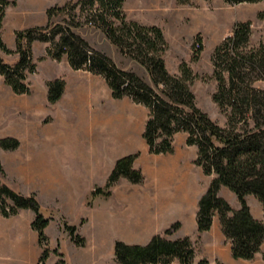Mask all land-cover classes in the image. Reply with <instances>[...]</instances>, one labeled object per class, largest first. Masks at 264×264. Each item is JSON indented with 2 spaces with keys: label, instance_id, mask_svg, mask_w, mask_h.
<instances>
[{
  "label": "rangeland",
  "instance_id": "1",
  "mask_svg": "<svg viewBox=\"0 0 264 264\" xmlns=\"http://www.w3.org/2000/svg\"><path fill=\"white\" fill-rule=\"evenodd\" d=\"M15 1V6L5 9V12L14 9L9 12L8 24H25L27 19H23L21 14L30 9L34 13L33 27H36L46 24L47 9L80 0H65L64 3L18 0L17 9ZM123 12L128 22L130 18L142 16L160 28L167 43L162 59L168 72L178 75L179 65L185 62L198 76L191 86L197 106L213 121L224 125L225 118L211 99L217 87L212 78L211 56L214 48L231 35L236 23H251V46L264 42V20L257 17L264 13V1L229 5L223 0H192L189 5H177L176 0H126ZM94 13L88 6L84 7L82 15L80 12L70 13L80 24L74 32L92 48L112 59L118 67L134 72L144 82L151 84L145 69L121 53L92 22ZM202 17H219L218 32L198 26L197 19ZM28 20L31 21V17ZM66 20V14H55L51 23L63 24ZM108 20L114 22L115 27L119 26V22L112 17H108ZM0 35L7 46V25L4 29L2 26ZM196 42L202 51L198 60L192 61ZM48 46L44 42L32 44L36 72L27 76L31 95H14L0 76V138L12 137L20 142L19 148L14 151L0 149V165L5 171L3 181L23 195L34 194L41 205L42 214L52 218L45 231L48 239L46 246L50 250L45 264H50V261L55 264L59 260L54 250L63 254L69 264H116L111 248L115 240H135L132 235L147 236L156 230L154 190L149 188L141 168L134 167L143 175L141 184L133 185L120 179L110 189L109 197H91L95 188H104L113 147L124 137L120 131L131 124V112L123 100L112 98L102 77L72 70L66 57L59 62L47 57ZM0 54L7 61L14 56L1 51ZM40 58L44 60L40 61ZM55 78L65 79V92L58 102L49 104L46 98L47 83ZM185 139L182 135L173 138L175 147L170 156L180 159L181 164L190 162L189 168H193L196 152L185 144ZM137 140L138 147L144 145L147 149L146 159L141 164L153 169L158 161L149 154L143 135ZM135 153H139L136 160L141 159V152L131 154ZM180 172L177 173L178 177ZM21 218L24 219L25 214ZM63 221L77 227L78 234L85 240L84 246H77L71 241L62 228ZM184 225V230L192 233L189 238L195 247V261L205 258L210 264H264V251H260L251 261L234 260L227 249L228 241L218 243V232L215 234L212 230L201 235L196 229L193 230L189 218ZM33 234L35 251H39L38 264L42 249L37 234L34 231ZM174 234L163 235L172 240ZM18 236L26 237L27 234L21 231Z\"/></svg>",
  "mask_w": 264,
  "mask_h": 264
},
{
  "label": "trees",
  "instance_id": "2",
  "mask_svg": "<svg viewBox=\"0 0 264 264\" xmlns=\"http://www.w3.org/2000/svg\"><path fill=\"white\" fill-rule=\"evenodd\" d=\"M192 0H176L177 5H189ZM210 1V0H204ZM229 5L255 4L264 0H223ZM125 0H80L61 7L46 10L44 26L29 27L14 32L15 49L10 50L0 35V51L17 55L13 64H7L0 56V76L14 95H31L27 76L36 72L32 44L48 43L46 56L59 62L66 57L74 71H86L104 79L115 100L128 98L135 105L149 111L143 139L151 155L174 153L173 138L178 133L186 135L185 144L196 147L194 165L206 176H214L206 192L198 202L196 229L199 234L210 231L213 217L218 216L221 233L230 243L234 260L251 261L260 253L264 244V220H256L246 202L253 196L261 205L264 215V42L250 45V22L236 23L230 36L218 44L212 53V78L216 91L211 99L225 118L224 125L213 121L196 104L191 90L198 76L182 62L179 74L171 75L162 59L167 48L163 33L157 26H144L126 21L123 12ZM16 1L0 0V30L5 9L15 6ZM88 6L95 12L92 22L97 25L121 53L138 62L147 72L151 84L144 82L132 71L122 69L105 54L92 48L74 30L80 27L72 12H84ZM80 7V8H78ZM55 14H66L63 24H52ZM112 17L119 22L108 20ZM264 20V13L257 16ZM192 61H197L202 51L195 43ZM44 58H40V61ZM66 82L55 78L47 83V102L55 104L65 92ZM20 142L16 138H0V149L14 151ZM139 153L117 159L106 179L104 188H95L91 197H109L110 189L125 179L133 185L144 180L141 171L134 168ZM5 171L0 165V215L10 219L22 210L33 213L31 229L37 234L42 249L38 264H45L50 255L45 230L52 218L45 217L34 194L23 195L4 181ZM224 187L235 194L239 208L233 209L219 196ZM181 227L173 223L163 233L171 235ZM62 228L77 246H84L75 225L63 221ZM156 234L144 245L129 244L116 240L112 245L116 264H210L205 258L195 261V247L189 237L166 239ZM55 264H69L63 254Z\"/></svg>",
  "mask_w": 264,
  "mask_h": 264
},
{
  "label": "crops",
  "instance_id": "3",
  "mask_svg": "<svg viewBox=\"0 0 264 264\" xmlns=\"http://www.w3.org/2000/svg\"><path fill=\"white\" fill-rule=\"evenodd\" d=\"M64 2L65 0L52 1V3ZM18 7L19 2L17 0V7L15 9ZM11 11H14V9L9 11L7 10L5 12V20L2 26L3 29L6 25L9 28V41L7 43V48L13 50V47L15 46V40L14 35L10 34H13L15 31L20 29L33 27L34 22L32 20V16H34V13L30 9L24 10L21 14V17L23 19H27L25 24H8L9 12ZM29 17H31V21L28 20ZM130 19L131 21L137 22L140 25L155 26L154 23L148 22L147 19L142 16L133 17ZM0 56L7 64H13L17 60V55H14L10 61L5 60L1 54ZM122 100L125 102L124 104L126 105V108L131 112L132 122L131 124H128L125 129L120 131L124 137H122V140L118 145L113 147L111 155L112 158L105 173L106 178H104L107 179L117 159L134 152H141V159L139 158V160L137 159L134 161V167L141 168V171L145 175V180L147 183L149 182V188L154 190V201H156V205L154 206L153 211L157 214V216L156 230L152 234L147 236L132 235L135 240H118L129 244L144 245L149 242L152 236L156 234H162L167 228H169L171 224L175 222H180L181 227L175 232L174 239L191 237L192 233L188 234L184 230V223L189 218L190 224L193 225V230L196 229V213L198 210L199 199L206 192L209 183L214 178V176L204 175L202 169L197 166H192L193 168H189L190 162L188 164L186 162L181 164L180 159L173 158L170 155H153V157H155L154 159L158 161V165L153 169L146 168L145 166L143 167L141 163L146 159L145 155H147V149L144 145H142V147H138V144L136 143L138 142V137L140 138L144 132L149 111L143 106L133 104L129 99L124 98ZM178 135H182L184 139L186 137L184 133H178L174 137ZM191 148H193L197 153L196 147L191 146ZM178 171H181L179 177L177 175ZM219 196L225 199L233 209L236 210L239 208L237 197L227 188L222 187L219 191ZM246 202L250 208L252 216L256 220L263 221V210L259 202L253 196H247ZM24 214L25 218L22 219L21 217ZM32 220L33 213L28 210H22L17 216L10 219H5L0 215V264H36L39 251H35L34 247V234L30 227ZM47 228L45 231H47ZM212 230L215 232V234L218 232V243L226 240L221 233L220 223L217 215L213 217L210 231ZM21 231L25 232L27 236L19 237L18 232ZM210 231L204 232L201 235H206ZM227 246V249L230 253L229 242H227ZM260 251H264V244L261 246ZM50 264L54 263L50 261Z\"/></svg>",
  "mask_w": 264,
  "mask_h": 264
},
{
  "label": "bare ground",
  "instance_id": "4",
  "mask_svg": "<svg viewBox=\"0 0 264 264\" xmlns=\"http://www.w3.org/2000/svg\"><path fill=\"white\" fill-rule=\"evenodd\" d=\"M220 18L214 17L212 19L202 17L200 19H197V25L207 27L211 32H218L217 30L220 27Z\"/></svg>",
  "mask_w": 264,
  "mask_h": 264
}]
</instances>
